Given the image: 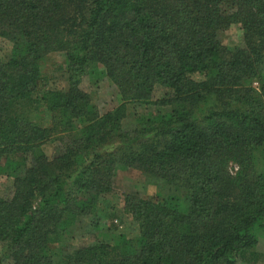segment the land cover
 <instances>
[{"label": "trees", "instance_id": "trees-1", "mask_svg": "<svg viewBox=\"0 0 264 264\" xmlns=\"http://www.w3.org/2000/svg\"><path fill=\"white\" fill-rule=\"evenodd\" d=\"M233 24L243 45L231 48L220 35ZM0 37L12 43L0 59L7 264H55L50 245L114 193L117 164L166 191L122 194L136 234L77 246L63 264H236L257 245L264 0H0ZM51 52L65 59L63 87L43 82ZM85 75H104L119 103L101 112L80 87Z\"/></svg>", "mask_w": 264, "mask_h": 264}, {"label": "rangeland", "instance_id": "rangeland-1", "mask_svg": "<svg viewBox=\"0 0 264 264\" xmlns=\"http://www.w3.org/2000/svg\"><path fill=\"white\" fill-rule=\"evenodd\" d=\"M220 40L231 48L242 46L243 38L239 24H233L224 30L220 35ZM11 51L12 43L0 37V59L5 60L8 58ZM40 64L43 82L47 88L65 86L63 72L65 59L61 53L51 52L47 54ZM194 77L196 79L202 78L203 75H194ZM80 87L89 94L90 99L101 112L109 110L119 103L115 85L108 81L104 75L99 80H93L85 75L81 79ZM163 92L161 87H157L154 94L156 97H160ZM54 147L53 143H46L42 146L47 155L54 153ZM108 148L112 147L110 145L104 147L105 150ZM235 170V165H230V173ZM11 181L10 176L0 173V196L8 195L11 192ZM166 189V185L148 176V174L138 169L117 164L113 176L114 193L101 202L95 215L78 219L71 227L72 233L69 237H63L59 242L50 245L55 264H63V255L77 246L90 244L98 240L113 242L120 233L136 234L135 224L122 210V194L137 193L143 196L163 193ZM254 231L258 239L257 245L244 253L243 256L238 257L236 264H264V230L255 228ZM0 259L3 262L1 264L9 262V259L1 258V246Z\"/></svg>", "mask_w": 264, "mask_h": 264}, {"label": "built area", "instance_id": "built-area-1", "mask_svg": "<svg viewBox=\"0 0 264 264\" xmlns=\"http://www.w3.org/2000/svg\"><path fill=\"white\" fill-rule=\"evenodd\" d=\"M235 169H236V166H235Z\"/></svg>", "mask_w": 264, "mask_h": 264}]
</instances>
